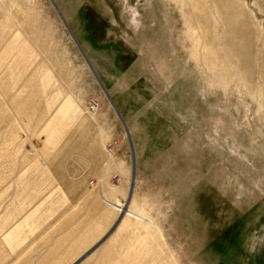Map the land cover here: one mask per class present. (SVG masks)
<instances>
[{
	"label": "rangeland",
	"instance_id": "rangeland-1",
	"mask_svg": "<svg viewBox=\"0 0 264 264\" xmlns=\"http://www.w3.org/2000/svg\"><path fill=\"white\" fill-rule=\"evenodd\" d=\"M83 120L134 183L76 232L46 161ZM119 216L79 264H264V0H0V264H74Z\"/></svg>",
	"mask_w": 264,
	"mask_h": 264
},
{
	"label": "crops",
	"instance_id": "crops-1",
	"mask_svg": "<svg viewBox=\"0 0 264 264\" xmlns=\"http://www.w3.org/2000/svg\"><path fill=\"white\" fill-rule=\"evenodd\" d=\"M66 100L64 99L62 104ZM61 105L57 108L58 112ZM77 128L81 131L77 132L76 138H73V136L67 137V135L64 137L66 134L65 126H58L56 131L50 132L49 144L55 148L48 146L47 154L50 155L51 159L46 161L55 175H53V180L58 182L63 195L69 201L68 211L76 213L74 228L76 232L78 231L76 225L79 218L77 213L78 211L83 213V205H90L88 198L95 199L96 201L92 200L91 206L95 205L97 207L101 205L100 197L102 199L107 197L111 200L123 198L129 192L128 181L131 177V162H129V159H126L123 155L107 156L105 154L108 139L105 137L111 127H108L105 122L100 125L99 122L94 124L88 120H83L80 121ZM56 137H59V141L55 140ZM63 137L64 139L60 141ZM51 150L52 152H50ZM115 178L118 179L117 183H115ZM90 182H92L91 185H89ZM95 220H99V218H95ZM111 227L112 224L105 225L102 228L98 226L94 232L95 240L87 241V243L96 244L107 234ZM79 229L83 231V227ZM78 238L81 239L79 244H83V233ZM76 242L78 243V241ZM88 251L89 249L86 252Z\"/></svg>",
	"mask_w": 264,
	"mask_h": 264
},
{
	"label": "water",
	"instance_id": "water-1",
	"mask_svg": "<svg viewBox=\"0 0 264 264\" xmlns=\"http://www.w3.org/2000/svg\"><path fill=\"white\" fill-rule=\"evenodd\" d=\"M52 4H54V3H52ZM55 9L57 10V13L60 16V18H62L61 14H60L59 10L56 8V6H55ZM79 50L81 52H83V50L80 47H79ZM82 54H83V57H84L85 56L84 53H82ZM84 59H85V61L87 63V66L92 71V74H93L94 78L96 79L97 83L99 84V86L101 87L102 91L106 94V96H108V93H107V90H106L105 86L103 85L102 81L100 80V78L98 77L97 73L93 69L92 65L90 64V62L88 61V59L86 57H84ZM108 98H109V96H108ZM109 100H110V102H112L111 99H109ZM123 126H124V129H125V131H126V133L128 135L127 128L125 127L124 124H123ZM129 140L131 141V138L130 137H129ZM132 172L133 173H132V179H131V185H130V193H131V190H132V187H133V183H134V166H133ZM119 221H120V216L118 217V219L116 220V222L113 224V226L111 227V229L107 232V234L96 245H94L88 252H86L79 260H77L74 264H79L90 253H92L96 248H98L111 235V233L115 230V228L118 225Z\"/></svg>",
	"mask_w": 264,
	"mask_h": 264
},
{
	"label": "built area",
	"instance_id": "built-area-1",
	"mask_svg": "<svg viewBox=\"0 0 264 264\" xmlns=\"http://www.w3.org/2000/svg\"><path fill=\"white\" fill-rule=\"evenodd\" d=\"M90 108H92V109H95L96 110V107L95 106H91ZM114 147H115V144H114V142L113 143H110V144H108V146H107V151L109 152V153H112L113 151H114ZM91 183V182H90Z\"/></svg>",
	"mask_w": 264,
	"mask_h": 264
},
{
	"label": "bare ground",
	"instance_id": "bare-ground-1",
	"mask_svg": "<svg viewBox=\"0 0 264 264\" xmlns=\"http://www.w3.org/2000/svg\"><path fill=\"white\" fill-rule=\"evenodd\" d=\"M224 10H225V9H224ZM229 12H230V11H229ZM219 14H220V13H219ZM223 15H224V14H223ZM222 17H223V16H222ZM222 17H221V18H222ZM225 21H226V20H225ZM227 23H228V21H227ZM223 24H224V23H223ZM224 26L227 27L226 25H224ZM202 27H204V26H202ZM199 29H200V28H199ZM243 30H244V29H243ZM241 33L244 34V32H241ZM224 35H225V34H224ZM226 35H227V34H226ZM225 37H226V36H225ZM237 58H238V57H237ZM132 188H133V187H132ZM120 221H121V217H120ZM120 221H119V222H120ZM116 228H117V226H116Z\"/></svg>",
	"mask_w": 264,
	"mask_h": 264
}]
</instances>
